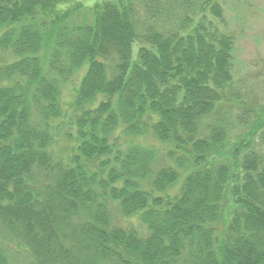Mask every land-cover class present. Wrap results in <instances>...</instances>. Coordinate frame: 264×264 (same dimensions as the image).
Wrapping results in <instances>:
<instances>
[{
    "label": "trees",
    "instance_id": "trees-1",
    "mask_svg": "<svg viewBox=\"0 0 264 264\" xmlns=\"http://www.w3.org/2000/svg\"><path fill=\"white\" fill-rule=\"evenodd\" d=\"M234 46L219 0H0V264H264Z\"/></svg>",
    "mask_w": 264,
    "mask_h": 264
},
{
    "label": "rangeland",
    "instance_id": "rangeland-1",
    "mask_svg": "<svg viewBox=\"0 0 264 264\" xmlns=\"http://www.w3.org/2000/svg\"><path fill=\"white\" fill-rule=\"evenodd\" d=\"M219 1L224 24L235 39L237 76L244 80L243 90L256 108L264 107V74L254 76L264 67V0Z\"/></svg>",
    "mask_w": 264,
    "mask_h": 264
}]
</instances>
